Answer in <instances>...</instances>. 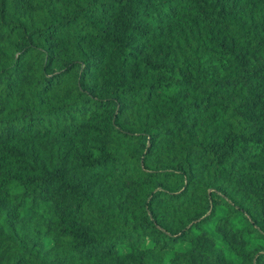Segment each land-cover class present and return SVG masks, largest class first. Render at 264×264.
Masks as SVG:
<instances>
[{"label": "trees", "instance_id": "16d2710c", "mask_svg": "<svg viewBox=\"0 0 264 264\" xmlns=\"http://www.w3.org/2000/svg\"><path fill=\"white\" fill-rule=\"evenodd\" d=\"M0 264H264V0H0Z\"/></svg>", "mask_w": 264, "mask_h": 264}, {"label": "rangeland", "instance_id": "374dc122", "mask_svg": "<svg viewBox=\"0 0 264 264\" xmlns=\"http://www.w3.org/2000/svg\"><path fill=\"white\" fill-rule=\"evenodd\" d=\"M183 245H185V243Z\"/></svg>", "mask_w": 264, "mask_h": 264}]
</instances>
